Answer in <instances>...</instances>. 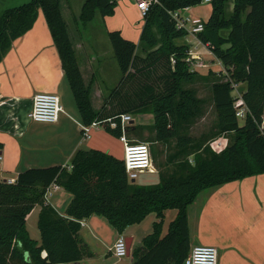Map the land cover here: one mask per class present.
Segmentation results:
<instances>
[{"label":"trees","instance_id":"trees-1","mask_svg":"<svg viewBox=\"0 0 264 264\" xmlns=\"http://www.w3.org/2000/svg\"><path fill=\"white\" fill-rule=\"evenodd\" d=\"M229 1L213 0L212 16L197 35L230 78L214 84L217 120L199 138H192L190 132L204 117L207 102L198 97L197 90L185 88L195 75L186 61L189 47L176 41L186 38L188 32L177 29L172 13L201 5L203 0H159L151 8L140 38L152 50L145 58L137 56V44L120 31L109 32L122 79L99 111L93 107L91 85L86 84L80 69L61 0H31L0 12V63L42 12L82 123L103 122L105 131L119 139L121 128L111 129L107 120L119 123L122 115L153 111L152 142L175 140L168 163L184 169L169 176L160 173L158 185L139 186L129 181L123 160L103 151L80 149L70 166L29 169L14 184L0 181V264H79L89 255L79 236L84 220L103 217L123 234L152 214L158 221L153 233L133 250L132 264H184L191 251L188 209L197 197L207 189L264 174V0H234L233 14L227 18ZM117 6V0H86L79 21L87 26L98 13L113 17ZM223 31L229 32L228 37ZM159 70L161 75H157ZM238 84L246 85L241 94L248 109L244 126H240L232 96ZM129 129L132 134L137 132V128ZM229 134V146L221 154L207 147L208 142ZM3 148L0 143V152ZM190 158L193 164L188 162ZM53 185L73 197L65 216L47 203V190ZM36 206L42 207L40 241L33 240L27 228ZM169 210L178 214L164 235Z\"/></svg>","mask_w":264,"mask_h":264},{"label":"crops","instance_id":"crops-1","mask_svg":"<svg viewBox=\"0 0 264 264\" xmlns=\"http://www.w3.org/2000/svg\"><path fill=\"white\" fill-rule=\"evenodd\" d=\"M85 1L80 0L78 7L69 6L70 14L65 9L63 0L61 8L85 82L91 85L93 107L99 111L103 100L109 97V92L114 88L109 91L107 88L110 65L116 67L109 32L118 30L126 39L135 42L137 55L140 48H149L140 40L145 18L133 0H117L118 6L113 17L103 18L98 13L95 20L87 26L79 21ZM66 2L69 4L70 0ZM227 6L226 17L229 18L234 11V0H230ZM197 11L199 10L192 7L185 13L196 22L207 23L208 21H202L203 15ZM154 32L159 38L156 28ZM197 41L196 35L189 34L176 43L180 46L187 45L189 49L196 46L195 52L199 55L210 52L207 46ZM200 57L203 63L205 58ZM218 63L221 65L219 61ZM40 92H53L60 96L65 113L57 124H35L29 120L33 98ZM72 95L58 50L45 17L40 12L34 27L23 38L14 42L0 63V143L4 146L0 152V181H16L19 174L29 169L70 166L80 149L103 151L123 160L113 144V141L119 143L120 140L108 134L104 127L94 129L88 139L82 136L84 124ZM95 100H102L99 108L95 107ZM142 175L160 176V173L157 171ZM160 180L161 177L159 183ZM135 184L138 185L137 181ZM149 184L139 186H152ZM72 200L69 193L59 188L53 190L47 203L65 216ZM41 210V206H36L28 218V231L31 218L39 223ZM170 214L172 218L168 220ZM177 214V210L166 211L164 235ZM152 215L145 220L150 218L153 222L151 226L158 221L156 215ZM105 221V218L96 215L83 221L84 226L79 236L88 248L89 255L79 264H99L103 249L112 255L111 250L121 234L110 224L109 228ZM188 223L191 248L198 245L215 247L219 252V264H264V174L203 191L188 209ZM132 227L122 234L125 236L126 232L129 233L130 237L126 238L133 240L131 255L126 264L133 263V250L141 246L144 238H137ZM29 233L33 240L40 241L41 234L34 239L30 231ZM106 259H109V255Z\"/></svg>","mask_w":264,"mask_h":264},{"label":"rangeland","instance_id":"rangeland-1","mask_svg":"<svg viewBox=\"0 0 264 264\" xmlns=\"http://www.w3.org/2000/svg\"><path fill=\"white\" fill-rule=\"evenodd\" d=\"M30 1L31 0H0V12L6 8L16 7V6L28 3ZM63 2H64L65 9H67V11H68V14H70L69 11H71V9H69L70 7L71 8L72 7H78L80 4V0H70L69 4H68V2H66V0H63ZM133 2L135 5H137V0H133ZM227 8H228V6H227ZM195 10H199L200 12L199 11H197V12L202 13V15H203V18H201L202 21L203 20L209 21L210 17L212 16L213 5H212V3L211 4L202 3L201 5L196 6ZM183 15L190 17L186 13H183ZM189 27L191 28V26H189ZM78 28L80 29L81 26H79ZM73 29H75L74 25H73ZM73 31L76 32L75 30H73ZM222 35L224 37H228L229 32L223 31ZM185 41L187 42V40H185ZM182 42H183V40H182ZM226 47H229V46H226ZM150 51H151V49L142 50V48H140L138 50V55L147 56ZM202 54L203 55H200V56H202L203 59L205 58L203 63H201V61H192L190 59L186 60L189 63L190 72L195 75V78L190 84H186L185 88H191V89L197 90L198 97L206 100V102H207L205 109H204L205 110L204 117L197 122V124L193 127L192 131L190 132L192 138H199V137L203 136L204 134H207L211 130L212 126L215 124V122L217 120V111H216V108H215V105L213 102V86L216 83H220V82L225 83V82H228L230 80L229 76L227 75L226 68L222 64L219 65L218 60L214 57L213 54H211L209 52L208 53H202ZM114 62H115L114 65L116 67H114L111 64L110 68L108 70V74H107L108 91H109V89H111L113 87L116 88L118 86V84H120L121 79H122L121 71H120L118 64H117V61L115 59H114L113 63ZM160 71L161 70L158 71L157 75H161L162 71L161 72ZM153 78L155 79L156 75L153 76ZM154 79H151L149 81L150 82L155 81ZM146 81L147 80H143L144 83ZM245 89H246V85L238 84L236 86L237 96L242 94ZM110 93H111V91L109 92V95H110ZM71 98L74 99L73 95ZM101 102H102V100L99 102H98V100H95V102H94L95 107L99 108ZM134 118H135V123H136L135 126L137 128V132L134 134L130 133L131 135L128 136V138L130 140H136V142H140V143L141 142H147L148 141L147 138H150L149 139L150 141L147 142V144H149L151 147L154 165H155L158 173H161L164 176H169V175H172L175 173L183 172L184 169L182 167H180V164L169 165V163H168L169 156L173 153L174 146L176 144L175 140L171 141L169 143H163V144L152 142V141H154V136H153V134H150V133H152L151 131L154 130V125H155V116H154L153 111H147V112H142V113L140 112L138 114H135ZM239 123H240V126H244L245 125V119H239ZM35 124H37V123H35ZM230 137H231V134L225 136V138L231 140ZM114 138H116V137H114ZM116 139H118V138H116ZM211 142H208V144H207L208 148H210ZM113 144L116 146V149L118 150L119 156L122 159H124V153H125L124 145L120 141H119V143L116 141H113ZM191 160H193V158L189 159L188 162L190 164H191ZM159 179H160L159 175H150L149 177H146L145 175H141L139 177V179L137 180V184L140 185L143 183H150L149 185L155 186L159 183ZM52 195H53V191H52ZM152 216H154V215H152ZM170 218H172L171 214L168 215L167 219L170 220ZM145 220L142 222L143 225H141L142 223L138 224V225H134L131 229V230H134L136 232L135 235H137V238L142 237V236L145 237V236L153 233V226H151L153 222L150 220V218L147 221H145ZM105 222L107 223V226H109V228H111L109 225V222L108 221H105ZM146 225L148 227L147 229H146ZM28 226H29V231L31 232L32 237L34 239L36 237H38V234H40V231L38 228L37 221L34 222V220L31 218V221L29 222ZM125 237H130V234L129 233L127 234V232H126ZM100 255L101 256H100L99 264H126V262L129 261L128 257L121 259V260L117 259L115 256L111 255L106 249H103L100 252ZM108 255H109V259L107 260L106 257Z\"/></svg>","mask_w":264,"mask_h":264},{"label":"built area","instance_id":"built-area-1","mask_svg":"<svg viewBox=\"0 0 264 264\" xmlns=\"http://www.w3.org/2000/svg\"><path fill=\"white\" fill-rule=\"evenodd\" d=\"M213 0H203L202 3L211 4ZM159 0H137V8L140 11L143 18L149 14L151 8L154 5H159ZM189 8L172 13V17L176 22L178 30H185L188 35H198L204 31V23L196 22L190 17L183 15ZM191 26V28L189 27ZM198 39V38H197ZM202 44L199 39L197 41ZM203 45V44H202ZM205 46V45H204ZM189 49L188 59L192 61H200L199 53H196V46ZM208 47V46H207ZM209 48V47H208ZM210 49V48H209ZM209 53L212 54L210 51ZM187 59V60H188ZM173 64L176 63L172 60ZM236 86L232 96L236 98L235 108L237 110V117L239 119H245L248 113V109L244 104L242 95L237 96ZM65 113L64 107L61 102V98L58 94L53 92H40L33 98V108L29 114V120L38 124H57L61 116ZM110 124V128L115 130L121 128L122 135L119 138L120 142L124 145V159L126 172L130 182H136L142 174L157 173V169L154 165L152 150L147 142H136V140H130L128 135L131 133L130 127L134 130L135 118L133 115H122L120 122L114 120H107ZM103 127V122H94L90 126H82V136L88 139L93 129ZM264 131V127L262 126ZM229 146V139L225 136L219 137L210 143V148L214 153L221 154ZM1 160V157H0ZM193 164L194 161L191 160ZM9 184H14L15 180L8 181ZM59 187L51 186L47 190V199L52 195L53 190H58ZM84 226L82 222V227ZM112 255L121 260L129 256L128 252V239L124 235H119L112 250ZM47 254L43 253V258H46ZM61 264H74V263H61ZM184 264H219V252L215 247L198 245L191 248L189 256L185 260Z\"/></svg>","mask_w":264,"mask_h":264},{"label":"water","instance_id":"water-1","mask_svg":"<svg viewBox=\"0 0 264 264\" xmlns=\"http://www.w3.org/2000/svg\"><path fill=\"white\" fill-rule=\"evenodd\" d=\"M132 183H135V182H132ZM132 242H133V240L131 238H129L128 239V252H129V256L131 255Z\"/></svg>","mask_w":264,"mask_h":264}]
</instances>
